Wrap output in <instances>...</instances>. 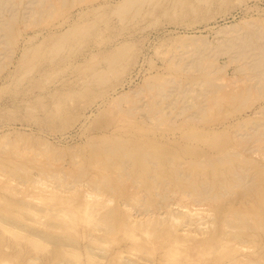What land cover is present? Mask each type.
<instances>
[{
	"label": "rangeland",
	"instance_id": "obj_1",
	"mask_svg": "<svg viewBox=\"0 0 264 264\" xmlns=\"http://www.w3.org/2000/svg\"><path fill=\"white\" fill-rule=\"evenodd\" d=\"M5 1L0 262L264 264V154L246 149L264 145V73L236 70L251 44L264 54V0ZM187 76L228 85L166 84ZM164 84L166 93L156 90ZM28 171L67 190L65 218L27 198L31 188L4 182ZM203 184L216 194L211 204L188 196ZM85 201L87 221L77 216ZM144 209L150 236L136 229L135 242L129 221ZM172 226L206 235H183L191 250L158 261Z\"/></svg>",
	"mask_w": 264,
	"mask_h": 264
},
{
	"label": "bare ground",
	"instance_id": "obj_2",
	"mask_svg": "<svg viewBox=\"0 0 264 264\" xmlns=\"http://www.w3.org/2000/svg\"><path fill=\"white\" fill-rule=\"evenodd\" d=\"M5 0H3V1H0L1 2V4H3V2H4ZM10 1V0H9ZM9 1H7V2H9ZM129 1V0H128ZM137 1V0H136ZM200 1V0H199ZM6 2V1H5ZM11 2H12V0H11ZM123 2H124V0H123ZM125 2L126 3H128L126 0H125ZM124 2V3H125ZM134 2V1H133ZM204 2H206V1H204ZM10 3V2H9ZM126 3H125V5H126ZM131 3V2H130ZM178 3V2H177ZM1 4H0V6H1ZM132 4V3H131ZM7 5V4H6ZM124 5V4H123ZM5 6V5H4ZM2 7V6H1ZM124 8H125V6H123ZM128 7V6H127ZM125 8V9H128V8ZM1 9V8H0ZM120 9H121V7H120ZM193 10V9H192ZM35 11V10H34ZM125 11V10H124ZM116 12V11H115ZM11 14V13H10ZM17 14V13H16ZM15 14V15H16ZM175 14V13H174ZM12 17V16H11ZM16 17V16H15ZM9 18V17H8ZM13 18H14V15H13ZM10 19V18H9ZM8 19V20H9ZM7 20V21H8ZM10 22V21H9ZM6 24V23H5ZM9 25H11V23H9ZM9 25L7 26V24H6V28H9ZM13 25H11V27H12ZM16 27V26H15ZM0 29H2V27H0ZM2 30H5V31H7L8 32V30H6V29H2ZM18 30H19V28H18ZM252 31V30H251ZM254 31H255V29H254ZM3 33V32H2ZM6 33V32H5ZM69 33V32H68ZM246 33V32H245ZM248 33V32H247ZM249 34H250V31H249ZM64 35V34H63ZM257 35V34H256ZM65 36V35H64ZM63 36V37H64ZM247 36H248V34H247ZM246 36V37H247ZM251 36V35H250ZM249 36V37H250ZM253 36H254V33H253ZM62 37V38H63ZM243 37H245V36H243ZM256 37V36H255ZM62 38H60V39H62ZM242 38V37H241ZM59 39V40H60ZM257 38H255V40H256ZM242 40H244V38L242 39ZM247 40V39H246ZM245 40V41H246ZM234 41H235V39H234ZM233 41V45H234V42ZM248 41V40H247ZM246 41V42H247ZM252 41V40H251ZM258 41V40H257ZM260 41H261V39H260ZM241 42V41H240ZM243 42V41H242ZM246 42H244V43H246ZM244 43H241L242 44V46H248V44H246V45H243ZM250 43H252V42H250ZM250 43H249V45H250ZM261 43V42H260ZM259 43V44H260ZM259 44H254L253 43V45L251 44V46H255V48L259 51L261 48L258 46ZM114 46V45H113ZM62 47V46H61ZM261 47H262V45H261ZM243 48V47H242ZM241 48V49H242ZM245 48V47H244ZM258 48H260V49H258ZM248 49V47L245 49V50H247ZM252 49V48H251ZM250 48H249V50L250 51H252L253 53L252 54H250V55H248V56H245L246 54L245 53H247L248 54V52H249V50H248V52H243V51H239V52H241V53H239L238 52V54H237V56L240 54V55H242V56H240L239 55V58H243V59H246V58H251L250 56H253L251 59H250V61H249V59H247V61H246V64H244V66H238V68H236V70L238 69L239 71L240 70H244V69H247V68H249V69H254V70H257V71H259L260 73L262 72V73H264V54L261 56V52H254L253 50H256V49H253V50H251ZM264 50V49H263ZM250 53V52H249ZM260 54L259 56L257 55V56H255L256 54ZM237 56H236V59H238L237 58ZM121 58V57H120ZM239 61H240V59H239ZM243 60L241 59V62H242ZM245 61V60H244ZM243 61V62H244ZM249 61V62H248ZM248 62V63H247ZM114 64V63H113ZM184 69V71H186V69L187 68H183ZM201 69H199L198 70V72L200 71ZM248 70V69H247ZM207 72H209L210 73V71H207ZM207 72H204L205 74L207 73ZM242 71H240V73H241ZM250 72V71H249ZM253 72V71H252ZM255 72V71H254ZM259 72H257V73H259ZM244 73H245V71H244ZM251 73V72H250ZM199 74V73H198ZM203 74V73H202ZM201 74V75H202ZM211 74V73H210ZM191 75V74H190ZM200 75V76H201ZM257 74H255V77H257L256 76ZM207 77H208V79H210L209 77H210V75L208 76V75H206ZM205 76V77H206ZM249 76V75H248ZM252 76V75H251ZM260 76H263L262 74H260ZM201 77H204V76H201ZM212 77V76H211ZM214 77V76H213ZM219 77V76H218ZM221 77V76H220ZM187 78L188 79H185L184 81L183 80H168V81H166V84L167 83H169L170 81H173L174 83H177L178 84V86L184 91V90H186L189 86H191L192 87V85H193V87H194V85L196 86H199V85H202V86H209V87H216V88H220L221 86H227L228 85V83L226 84H219V83H217V82H215V78L214 79H212L211 78V80H206L205 78H200V79H198L197 78V76H187ZM258 79V81L260 80V78L259 77H257L256 78V80ZM218 80H220V79H218ZM262 80V79H261ZM217 81V80H216ZM260 82V81H259ZM264 84V81L263 82H261L260 84ZM259 84V83H258ZM262 84V85H263ZM147 86H151L152 84H146ZM256 85V84H255ZM262 85H257V86H259V89L258 90H260V86H262ZM253 86H254V84H253ZM263 87V86H262ZM155 88H156V90L157 91H159V90H162V89H164L165 88V84L164 85H158V86H155ZM205 89H206V87H204ZM218 88V89H219ZM222 88V87H221ZM245 88V87H244ZM257 88V87H256ZM169 88L168 87H166L163 91L166 93V91L168 90ZM189 89V88H188ZM191 89V88H190ZM190 91V90H189ZM208 92V91H207ZM250 92V91H249ZM165 93H163V92H160V94L161 95H163L164 97H166L167 96V94H165ZM185 93V92H184ZM209 93V92H208ZM247 94H249L248 92H246ZM166 95V96H165ZM234 99V98H233ZM201 105H199V107H200ZM238 106H240V105H238ZM199 109V108H198ZM238 109V108H237ZM261 125H264V123L263 124H261ZM253 130V129H252ZM259 130V129H258ZM255 131H256V129H255ZM264 131H261V133L262 134H264L263 133ZM256 132H254V134H255ZM259 133V132H258ZM248 136L250 135V134H247ZM252 136V135H251ZM257 136H259V134L257 135ZM247 137V136H246ZM260 138V137H259ZM259 138L258 137H256L255 138V140L256 139H258L259 140ZM250 140H251V138H249ZM249 139H248V141H249ZM261 140H263V139H261ZM261 142V141H260ZM246 145H248V143L246 144ZM246 149H248V151L249 150H252L253 152L255 151H258L257 153H259V154H264V145L262 146V145H256V148H253V146H249V147H246ZM247 151V152H248ZM140 155L142 156V157H147L148 155H149V153H147V152H140ZM145 160V159H144ZM211 165H212V163H211ZM17 168V167H16ZM17 169H19V168H17ZM22 169H26V170H28L26 167H24L23 168V166H21V170ZM6 175V174H5ZM52 175V174H51ZM1 176V175H0ZM46 177H47V175H46ZM46 177H44L43 176V174H39L38 176H34V173L33 172H31V171H28V172H26V174H25V176L24 177H21V178H18V176L17 177H12V176H9V177H4V182L5 183H15V184H19V185H21L22 187L24 186V187H28L29 189L31 188V192L30 193H34L33 194V196L31 195V194H27V195H29L27 198H29V197H32V199H34V201L36 202V203H40V202H42V203H40V205H45V206H43V208H45L46 207V204H49V205H47V207L45 208V209H47V210H49L50 208H48L49 206H51L52 204V206H57L58 207V205L60 206V205H64L65 204V206H61V207H53L52 209L53 210H55V211H58V212H60L61 214H63V217L65 216H67V190H65V191H63V189H60V187L59 186H62L63 188L64 187H66L63 183H59L60 185L58 186L59 188H57V186L55 187V186H52V187H50V186H48L47 184H46ZM49 177H51V176H48V179H49ZM18 178V179H17ZM57 179V178H56ZM62 179V178H61ZM64 179V178H63ZM242 179V178H241ZM246 179V178H245ZM52 180H54V178L52 179ZM67 181V180H66ZM241 181V180H240ZM246 181V180H245ZM48 182V181H47ZM65 182V181H64ZM50 183V182H49ZM56 183V182H55ZM66 184V183H65ZM7 185V184H6ZM52 185V184H51ZM14 186V185H13ZM68 186V185H67ZM78 186V185H77ZM16 187V186H15ZM67 188V187H66ZM65 188V189H66ZM33 189V190H32ZM210 190H211V186H209L208 184H203L202 186H198V187H196L195 189H194V192H188V196H192V198H193V200L194 201H196L198 204H202V201H207V202H209L210 204L213 202L212 200L216 197V194H214V193H211L210 192ZM16 191V190H15ZM74 191V190H73ZM25 192V191H24ZM93 191H91V190H88V189H86L85 190V193H84V196H86V197H92V196H94V197H92L95 201H97L98 200V197L97 196H102L101 194H99V195H97L98 193L96 192H94L95 194L94 195H92L93 193H92ZM72 194V193H71ZM183 194V193H182ZM190 194V195H189ZM26 195V194H25ZM97 195V196H96ZM181 195V194H180ZM186 195V194H185ZM26 197V196H25ZM97 198V199H96ZM38 201H36V200ZM84 199H85V197H84ZM92 199V200H93ZM191 199V198H190ZM69 200V199H68ZM85 200H87V199H85ZM89 200V199H88ZM29 201H31V200H29ZM40 201V202H39ZM70 201V200H69ZM168 201V200H167ZM167 201H166V203H167ZM211 201V202H210ZM99 202V201H98ZM189 202V201H188ZM196 202H194V203H196ZM199 202H201V203H199ZM204 202H203V204H204ZM206 202V203H207ZM45 203V204H44ZM89 203H90V201H85V205L86 206H83L84 208H82V207H78V210H80L81 208V210H80V212H81V216L80 215H78L80 212H78L77 210H76V212H74V213H77L78 212V214H77V216H79L80 218H84L85 216H83V215H89V216H92V214H91V209L90 208H92L91 207V204H90V206H88L89 205ZM191 203V202H190ZM193 203V202H192ZM93 204V203H92ZM97 204V203H96ZM95 204V205H96ZM101 204V203H100ZM17 205V204H16ZM39 205V206H40ZM71 205V204H70ZM84 205V204H83ZM102 205V204H101ZM170 205V204H169ZM209 205V204H208ZM93 206V205H92ZM100 206V205H99ZM167 206V205H166ZM40 207H42V206H40ZM77 207V206H76ZM168 207V206H167ZM30 208V207H29ZM94 208V207H93ZM45 209H44V211H45ZM96 209V208H95ZM102 209V208H101ZM41 210H43V209H41ZM46 210V211H47ZM187 210V209H186ZM191 210V209H190ZM151 210L150 209H144V210H142V211H140V212H138L137 214H135V215H131L132 216V218H131V220L129 221V223H130V226H131V228L132 229H135V231H133L132 229H130V230H132V232L130 231L129 232V234H130V237L133 239V241H135V242H139V240H140V238H141V235H140V233H143V235H146V236H148L149 234H150V232L149 231H146V229L147 228H145V226H144V223L143 222H147L146 224L148 225L149 224V222L151 223V218H152V216H153V214H151V213H153V212H150ZM30 212V211H29ZM71 213H72V211H70ZM47 213V212H46ZM53 213V212H52ZM60 213L58 214V215H60ZM190 213L192 214L193 213V211H190ZM43 214V213H42ZM57 214V213H56ZM83 214V215H82ZM91 214V215H90ZM55 216V215H54ZM57 216V215H56ZM74 216V215H73ZM71 216L72 217V219L73 218H77V216ZM242 216V215H241ZM64 217V218H65ZM71 217H70V219H71ZM129 217H130V215H129ZM160 217H161V215H160ZM82 218V219H83ZM86 218L87 217H85V220H86ZM82 219H80V222H83V220ZM88 219H90V218H88ZM64 220H67V218L66 219H64ZM164 220V219H163ZM240 220H242V217L240 218ZM260 220V219H259ZM74 221V220H73ZM77 221V220H76ZM75 221V222H76ZM79 221V220H78ZM77 221V222H78ZM87 221V220H86ZM85 221V222H86ZM93 221V220H92ZM172 221H173V219H172ZM246 221V220H245ZM84 222V223H85ZM91 222V220L89 221L88 220V223H90ZM260 222V221H259ZM66 222H64V224H65ZM243 223V222H242ZM36 224V223H35ZM161 224V223H160ZM34 225V224H33ZM63 225V224H62ZM144 226V228L142 229V227ZM142 226V227H141ZM162 226V225H161ZM87 227V226H86ZM85 227V228H86ZM141 227V228H140ZM173 227V226H172ZM188 227H190V226H188ZM199 228H201V226L200 227H198V229ZM10 229V228H9ZM71 229V228H70ZM136 229H140V233H137V231H136ZM141 229H142V232H141ZM173 229H174V231L176 232V233H174L175 235L171 238L172 239V241H173V243L172 244H170L169 246H166V247H164V249H163V252L161 253V255H160V257L158 258V261H164L166 258H169V257H172V258H174V257H178V258H180V256H182L185 252H188V250H191V246L190 245H182V243L184 244V241H183V239H181L182 237H183V235H187V234H192V235H197L195 232H194V230L193 231H191L190 229H188L187 228V226H186V229H183V230H180L179 231V229L177 228V227H173ZM172 229V230H173ZM57 230V229H56ZM59 230V229H58ZM73 230V229H72ZM177 231L179 232V233H177ZM7 233V232H6ZM76 233V232H75ZM79 233V232H78ZM148 234V235H147ZM13 235V234H12ZM46 235H50L49 233H47L46 232ZM205 235H206V233H204V232H200V235H197V236H199L200 238L199 239H197L196 241H198V242H200V241H203V237H205ZM223 235V234H222ZM221 235V237H223V238H220L221 240L223 239L224 240V237L226 236V235H224V236H222ZM150 236V235H149ZM148 236V237H149ZM50 237V236H49ZM70 237V236H69ZM185 237V236H184ZM190 237V236H189ZM188 237V238H189ZM191 238V237H190ZM144 239H146V237L145 238H143V240ZM187 239V238H186ZM226 239V238H225ZM23 240V239H22ZM21 240V241H22ZM141 240H142V238H141ZM224 242H228V241H224ZM42 244V243H41ZM63 244H65V243H63ZM6 244H3V246H5ZM33 245V244H32ZM44 245V244H43ZM66 247V246H65ZM3 250H4V248H3ZM67 251V250H66ZM5 252V251H4ZM71 253V252H70ZM92 256V255H91ZM188 256V255H187ZM252 256V255H251ZM73 257V256H72ZM189 257V256H188ZM79 259V258H78ZM5 260V259H4ZM244 261V260H243ZM1 262H3L4 263V261L3 260H1ZM0 262V263H1ZM6 262V261H5ZM256 262V261H255ZM258 262V261H257ZM3 263H1V264H3ZM237 263V262H236ZM246 263V262H245ZM30 264V263H29ZM249 264V263H248Z\"/></svg>",
	"mask_w": 264,
	"mask_h": 264
}]
</instances>
